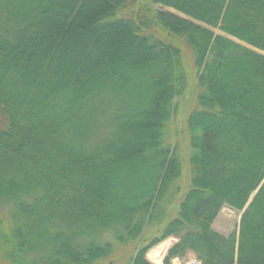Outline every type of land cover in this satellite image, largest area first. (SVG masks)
<instances>
[{
  "label": "trees",
  "instance_id": "obj_1",
  "mask_svg": "<svg viewBox=\"0 0 264 264\" xmlns=\"http://www.w3.org/2000/svg\"><path fill=\"white\" fill-rule=\"evenodd\" d=\"M0 203V264H151L170 236L164 264H264V0H0Z\"/></svg>",
  "mask_w": 264,
  "mask_h": 264
},
{
  "label": "rangeland",
  "instance_id": "obj_2",
  "mask_svg": "<svg viewBox=\"0 0 264 264\" xmlns=\"http://www.w3.org/2000/svg\"><path fill=\"white\" fill-rule=\"evenodd\" d=\"M162 10H167V11H171V12H175L173 9L171 8H166V7H158ZM178 14V13H177ZM80 22V21H79ZM81 24V23H80ZM79 24V25H80ZM213 31L217 34V35H221L223 34L219 29L214 28ZM241 44L245 45V43L240 42ZM191 54L189 53V51L187 52L186 55V67H187V71L189 72V86L187 91L184 93V96L177 98L175 103L177 105L176 107V112L172 117L171 123H169L168 126V137L170 138V140L175 143L178 144L179 149H181V161H182V174L180 176V178L178 179L177 182L174 183V185L172 186L171 190L169 191V196L170 201L173 200L174 198H172V195L174 197L175 191L177 188L179 189H183L185 188V186H187V181L190 177V167H189V163L187 161V156H186V147H187V132L185 129V120H186V116L195 108V101H196V94L195 92H197L196 87H197V70L193 64V61L191 60ZM190 81H191V85H190ZM178 193V191H177ZM176 193V199H178V196ZM168 196V197H169ZM167 197V198H168ZM175 201V200H173ZM168 203V202H166ZM175 206L174 204H171V206H169L166 210V213L168 214L170 211H174L172 208ZM171 214V212L169 213ZM241 211H238L235 208H232L230 206H224L221 211L219 212L217 218L214 220L213 224H212V228L222 234L225 237H228L229 235L233 234V233H238L239 231V223H240V218H241ZM9 216V205L8 204H1L0 203V217H2L5 221L9 220L8 218ZM156 221H153L151 224L155 223ZM149 225L148 227H146L145 231H144V238L146 239V244L149 243V241L155 237L158 236L159 234L157 232L156 229V223L153 225ZM177 239L173 236L167 237L165 239H163L162 241H160L157 245L153 246L152 248H150L152 251L157 249L159 247V245H163L165 244V242H169L168 247H172L175 243H176ZM173 244V245H172ZM116 244H114L115 246ZM158 246V247H157ZM138 248V244L137 243H132L131 244V249L134 248ZM169 247V249H170ZM117 251H121L119 246H116ZM148 250L146 252L145 258L150 261L151 264H160L161 262L164 261V258L166 257V253H168L169 250H167L165 252V255L162 256H157L158 259H156L154 256L149 255V252L151 250ZM195 253H193L192 251H188L184 256L182 257H172L169 261V264H184L188 258L189 255H194ZM197 257V256H196ZM195 259V258H194ZM197 259H199L197 257ZM196 259V261H198ZM189 260V259H188ZM111 262H115L117 264H122L121 261V257H113ZM101 264V263H100ZM103 264H108V263H103ZM113 264V263H111ZM191 264V263H189Z\"/></svg>",
  "mask_w": 264,
  "mask_h": 264
},
{
  "label": "bare ground",
  "instance_id": "obj_3",
  "mask_svg": "<svg viewBox=\"0 0 264 264\" xmlns=\"http://www.w3.org/2000/svg\"><path fill=\"white\" fill-rule=\"evenodd\" d=\"M168 244H169V242H166L165 244L159 246L157 249H155L153 251L151 250L149 252V255L154 256L156 259H158V257H157L158 255L162 256L164 254L165 250L169 249L170 246L168 247Z\"/></svg>",
  "mask_w": 264,
  "mask_h": 264
},
{
  "label": "built area",
  "instance_id": "obj_4",
  "mask_svg": "<svg viewBox=\"0 0 264 264\" xmlns=\"http://www.w3.org/2000/svg\"><path fill=\"white\" fill-rule=\"evenodd\" d=\"M191 264H196L195 262H192Z\"/></svg>",
  "mask_w": 264,
  "mask_h": 264
}]
</instances>
